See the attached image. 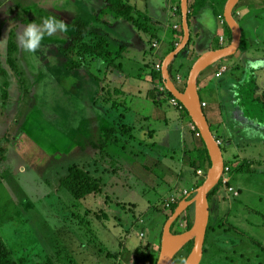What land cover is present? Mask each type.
<instances>
[{
    "label": "rangeland",
    "instance_id": "374dc122",
    "mask_svg": "<svg viewBox=\"0 0 264 264\" xmlns=\"http://www.w3.org/2000/svg\"><path fill=\"white\" fill-rule=\"evenodd\" d=\"M253 2L238 7L244 29L239 50L207 65L214 70L200 84L201 98L223 116L224 129L212 130L225 162L251 165L247 173L230 174L238 195L227 192L224 199L220 191L210 203L211 220L229 230L211 234V252L201 264H264V125L237 108L234 93L250 77L248 61L264 59V1ZM95 11L100 19L89 10L84 22L77 0H0V237L18 264H157L166 202L180 200L185 190L192 198L209 170L194 125L153 79L170 48H158L152 33L142 35L149 27L142 17L132 25L98 6ZM50 15L64 20L68 32L45 36L34 56L24 52L18 32ZM79 20L84 42L103 43L110 56L87 54L79 43L73 50ZM220 40L229 43L222 35L211 47H222ZM140 44L147 53H140ZM207 47L193 30L170 65L179 87ZM254 74L262 92L264 69ZM5 82L10 103L2 97ZM74 165L99 179L103 191L74 199L61 184ZM190 250L188 243L182 247L178 262Z\"/></svg>",
    "mask_w": 264,
    "mask_h": 264
},
{
    "label": "water",
    "instance_id": "95a60500",
    "mask_svg": "<svg viewBox=\"0 0 264 264\" xmlns=\"http://www.w3.org/2000/svg\"><path fill=\"white\" fill-rule=\"evenodd\" d=\"M239 2L240 0H228L224 11V18L232 30V43L228 46L210 50L202 54L194 63L189 73L185 89L181 90L173 80L170 70V65L174 58H176L188 46L191 40L189 0H181L184 37L176 49L168 54L163 60L162 75L165 88L184 105L194 125L203 137L209 150L212 164L203 183L195 191V195L190 199L185 198L182 200L175 212L166 221L163 228L161 253L157 264H174V259L177 256L178 251L191 241H193L194 244L186 259L188 264H201L204 257V249L211 216L209 195L219 184L226 162L221 143L215 136L211 123L205 112V108L202 105V98L199 90V77L207 65L216 60L231 57L239 50L242 43V28L234 13V9ZM191 206H195V220L193 227L184 233L176 235L172 231L173 224ZM179 238H183L184 244L179 250L175 251L172 246V241Z\"/></svg>",
    "mask_w": 264,
    "mask_h": 264
},
{
    "label": "trees",
    "instance_id": "16d2710c",
    "mask_svg": "<svg viewBox=\"0 0 264 264\" xmlns=\"http://www.w3.org/2000/svg\"><path fill=\"white\" fill-rule=\"evenodd\" d=\"M243 1L244 0H240V2L238 3L239 5L236 8H238ZM107 6L112 13H114L117 16L124 17L128 21L138 23V21H140V19L142 17V15L139 13H138V15H136L134 12L135 11L134 7H132L130 4L126 3L124 0H107ZM179 14L182 18L181 7L179 8ZM82 23L83 22H81V20H79L77 22L78 26H76V27H77L79 33L75 37V45L73 46V50L75 49V47L79 43V45L81 44V49L83 50V52H85L87 54L96 55L99 57L110 56L111 52L106 49V46L103 45V43L99 42V43L92 45L90 43L84 42L86 30H84V26L82 25ZM225 26L229 31V35H228V42L229 43H228V45H230L232 43V40H233L232 30L229 27V25L227 24V22H225ZM180 34H181L180 41H182V39L184 37L183 25L180 28ZM189 44H190V42H189ZM189 44H188V46H189ZM13 47H15V45H12L11 49H13ZM175 49H176V47H174V50ZM186 49H187V47L185 48V50ZM75 63L78 64L80 62H75ZM156 65L157 64H155V68H154L155 70L152 73L153 79L159 78L158 82H160L162 85H164L162 70L161 69L157 70ZM119 67H121V65ZM170 70H171V68H170ZM211 70H214V69L213 68L206 69L205 71H203L200 74L199 83L201 81V76L205 73L211 72ZM2 74L7 75V72L5 70H2ZM173 80L176 82V80L174 78H173ZM257 81L258 80H257L256 75L251 74L250 77H248V79L246 81H244L243 83H241L237 87V90L235 92V94H236L235 105L237 106V108H239V106H240L241 110H243V113L244 112H248V114L251 113L252 114L251 118L255 119L257 124L264 125V90L262 92H258V82ZM8 86H9L8 82H5L3 84V95H2V97H3L4 102H6V103H10L12 101V98L9 95ZM164 87H165V85H164ZM239 87H240V89H239ZM179 88H181V90L185 89V87H179ZM163 92H167L169 94V96L174 97L167 89L164 90ZM202 101H204V100L202 99ZM182 112L188 117L189 121L194 125V123H193V121H192V119H191V117H190V115H189V113L185 107L183 108ZM193 133H194V135H196L195 138L197 139L198 148L202 149V152L204 155V160L208 163V168H210L212 162H211L209 150L206 146V143H205L202 136H197V133H200L197 128L195 130H193ZM217 139L219 140L218 137H217ZM221 145H222V143H221ZM226 166H230V169H231L230 174H231L232 172L247 173L245 171L247 170V168H250L251 165H247L245 167H244V165H239V166L237 165L236 167H234L230 163L227 162ZM201 183H203V181ZM61 184L64 188H66L69 191V193L72 195V197L76 200H82V199H85L91 195L99 194L103 191V186L101 184V181L99 179L93 177L88 171H86L85 169H83L77 165L70 167L69 174L62 178ZM229 185L233 186L230 182H229ZM220 191L224 192V195H225L224 199H227V195L225 194L227 192H226L225 186L221 180H220L219 184L211 191V193L209 195L210 203L214 202V200H218L220 198V197H218V195H219L218 193ZM185 198H186V196L182 195L181 199L177 203L172 205L170 208L166 207V209H169L167 218H169L175 212V210L178 207V205L180 204V202L182 200H184ZM213 206L211 204V211H212ZM212 216H213V213H211V217H210V223H209L208 232H207V239H206V244H205V249H204V255L211 252L210 246H209L210 245L209 240H210L211 234L216 232L219 229V227H221V228L225 227V224L221 220L215 221V222H214V219L211 220V218H213ZM182 217H184L183 219H185V228H183V229H181L180 224H179L180 219ZM194 220H195V206H191L173 224L172 231L176 234L182 233L184 231H188L193 227ZM226 229H228V228H226ZM162 235H163V230L161 232L160 239H162ZM193 244H194L193 241L188 243L191 250L193 248ZM215 251H216V253H221L223 250L222 249H216ZM158 258L159 257H157L156 261H158ZM179 258L180 257L177 254V256L174 259V264H181V262L183 260L178 262ZM0 264H18V262L15 260V258L13 256L12 250L10 249L9 245L4 241V239L2 237H0Z\"/></svg>",
    "mask_w": 264,
    "mask_h": 264
},
{
    "label": "crops",
    "instance_id": "0c3cea01",
    "mask_svg": "<svg viewBox=\"0 0 264 264\" xmlns=\"http://www.w3.org/2000/svg\"><path fill=\"white\" fill-rule=\"evenodd\" d=\"M124 1L130 4L132 7H134L135 11H138L139 14L142 15V20L144 18L146 20V23L149 25V27L146 25L147 30L141 32L142 35L143 34L146 35V33L149 34L152 33L153 37H155L156 40H158L159 42L158 48H160L161 44H166V46L170 48V51L166 55H163L164 57L170 54L174 50V47H177L181 43L180 28L182 26V18L179 14V8L181 7V0H124ZM253 1H260V0H244L242 6L244 5L245 7L250 6L254 4ZM67 2H70V0H67ZM151 4H153L152 5L153 7L151 6ZM223 4L224 2L221 0H189V6H190L189 21H190V30H191L190 42L192 41L193 30L195 33V39L202 41L203 47L208 46L207 50L218 49L216 47H211V42L214 39V37L220 38V36L222 35H227V39H228L229 31L226 28L225 23L223 25L221 24L219 18L221 14H224L225 9L223 8L225 4L224 5ZM97 6L100 7L101 12L110 11V9L107 6V0H77L78 12L81 16V19L84 22H86L85 20H87V18L89 17V10H91V12L93 13L92 19H97V18L100 19L95 11ZM209 9L212 11L213 17L215 19V26L212 30L205 28V26L200 22V17L202 13L205 10H209ZM240 10H241L240 8H237V10L234 11L236 12L235 16L237 20L242 15V12ZM110 18H112L111 15L107 16L108 20ZM127 22L132 24V21L127 20ZM148 28L151 30H149ZM241 28H242V37H243L244 29L242 26ZM221 29L224 31V33H220ZM132 32L133 35L141 36V34L138 35L136 33L134 28ZM219 44L220 46L222 45V47L226 46L225 43L222 42L221 40ZM137 47H141L140 53H142V51H144V53H147L146 50L143 49L141 44ZM205 75L206 73L201 76V81L199 83V90L201 88L200 87L201 82H205L203 81L206 78ZM236 90L237 88L234 90V93L236 92ZM206 108L208 112V114L207 113L206 114L209 122L211 123V126H217L218 128H220L219 130L224 129L223 128L224 124L222 125V122H224V120L222 119L223 116L218 113L217 109L212 110L209 107V104L207 105ZM98 117L99 115L95 116L94 118H98ZM153 248L156 249V245Z\"/></svg>",
    "mask_w": 264,
    "mask_h": 264
},
{
    "label": "clouds",
    "instance_id": "9594fccd",
    "mask_svg": "<svg viewBox=\"0 0 264 264\" xmlns=\"http://www.w3.org/2000/svg\"><path fill=\"white\" fill-rule=\"evenodd\" d=\"M200 22L209 30L214 28L215 19L210 9L202 13ZM67 32L68 24L64 20L50 15L43 18L42 23H27L26 26L23 27V30L18 32L19 45L24 52L34 56L41 48L45 36L52 37L57 33ZM0 43H4V40H0ZM262 69H264V59L248 61L246 70L250 75L260 72ZM181 264H188V261L185 259Z\"/></svg>",
    "mask_w": 264,
    "mask_h": 264
},
{
    "label": "built area",
    "instance_id": "2783aa9c",
    "mask_svg": "<svg viewBox=\"0 0 264 264\" xmlns=\"http://www.w3.org/2000/svg\"><path fill=\"white\" fill-rule=\"evenodd\" d=\"M222 18H223L222 23H225V22H226L225 18H224V17H222ZM155 47H156V46H155ZM157 69H158V70L162 69L161 64H158V65H157ZM225 71H226V67L223 68L222 71H220L217 75H218V76H221L222 73L225 72ZM171 102H172L174 105H176L178 108L180 107V108L183 110L184 105H183V104H182L177 98H175V97H171ZM202 105H203L204 108H206L208 104H207L205 101H202ZM193 128L196 129L195 126H193ZM197 135H198V136H201L200 133H197ZM218 141H219V140H218ZM219 142H220V141H219ZM230 171H231L230 166H226V165H225V168H224V171H223V174H222V177H221V181L223 182V184H224V186H225L226 192L231 193V194H236V195H238V191L235 189V187L229 185V182H230ZM198 173H199V174H202L203 171H202V170H199ZM194 193H195V192H194ZM184 195H186V197L188 198L189 196L191 197L192 193H191L190 191H188V190H185V191H184ZM178 201H179L178 198H176V197H172V198H170V200H168V202H166V207H167V208H170L172 205H174V204L177 203Z\"/></svg>",
    "mask_w": 264,
    "mask_h": 264
},
{
    "label": "bare ground",
    "instance_id": "6f19581e",
    "mask_svg": "<svg viewBox=\"0 0 264 264\" xmlns=\"http://www.w3.org/2000/svg\"><path fill=\"white\" fill-rule=\"evenodd\" d=\"M183 244H184L183 238L182 239L181 238L175 239L172 241V246H173L175 251L179 250L183 246Z\"/></svg>",
    "mask_w": 264,
    "mask_h": 264
},
{
    "label": "flooded vegetation",
    "instance_id": "af4514ba",
    "mask_svg": "<svg viewBox=\"0 0 264 264\" xmlns=\"http://www.w3.org/2000/svg\"><path fill=\"white\" fill-rule=\"evenodd\" d=\"M214 207V206H213ZM210 208H211V205H210ZM213 209V208H212ZM211 213H212V211H211ZM211 217V216H210Z\"/></svg>",
    "mask_w": 264,
    "mask_h": 264
}]
</instances>
